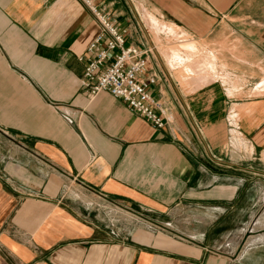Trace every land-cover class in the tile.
Masks as SVG:
<instances>
[{
    "label": "crops",
    "instance_id": "1",
    "mask_svg": "<svg viewBox=\"0 0 264 264\" xmlns=\"http://www.w3.org/2000/svg\"><path fill=\"white\" fill-rule=\"evenodd\" d=\"M89 2L0 0V264L264 259V2ZM99 16L152 49L164 127L82 87ZM148 16L214 55L213 79L185 90Z\"/></svg>",
    "mask_w": 264,
    "mask_h": 264
},
{
    "label": "built area",
    "instance_id": "2",
    "mask_svg": "<svg viewBox=\"0 0 264 264\" xmlns=\"http://www.w3.org/2000/svg\"><path fill=\"white\" fill-rule=\"evenodd\" d=\"M86 2L90 3L89 0ZM99 20L103 31L96 35L87 48L82 87L89 97L108 92L122 98L132 111L154 127H164L168 120L166 111L161 101L155 99L149 91V84H154L157 77L150 75L147 81L143 79L152 49L127 44L125 36L116 25L104 16H99ZM109 61L112 62L107 64Z\"/></svg>",
    "mask_w": 264,
    "mask_h": 264
},
{
    "label": "rangeland",
    "instance_id": "3",
    "mask_svg": "<svg viewBox=\"0 0 264 264\" xmlns=\"http://www.w3.org/2000/svg\"><path fill=\"white\" fill-rule=\"evenodd\" d=\"M152 27V26H151ZM153 28V27H152ZM155 29V28H154ZM176 29V28H175ZM177 30V29H176ZM178 32V31H177ZM160 33V32H159ZM165 33V32H164ZM179 33V32H178ZM167 35H165V41L162 43V45H160V47H158L156 50L158 51V54L163 56V58H165L166 60V64H168L167 61V57H165V50L170 46V47H175L180 49V51H182L184 54L185 52L183 51V45L186 44V42L188 40H193L190 37H187V35H183V34H179V36H173V35H169L167 33H165ZM197 42V41H196ZM198 44V49L195 51L194 53V57L193 60L190 63V67L193 69L192 72L189 73V75L187 74L184 77H180L178 78L177 76H175L182 84L183 88L185 90L190 88L191 85V81H194V88L193 89H197L205 84H207L211 79H213V76L210 75V72L213 73L215 72V67H214V60H215V56L211 55L207 49H205L201 44ZM159 48V50H158ZM161 53V54H160ZM187 55V54H185ZM208 57H211L210 59H208ZM207 59V60H206ZM194 63V64H193ZM169 69L173 72V74L175 75L176 72V68H171L170 66H168ZM168 69V68H167ZM214 70V71H213ZM169 71V70H168ZM201 71V72H200ZM197 73V74H196ZM172 74V73H171ZM199 74V75H198ZM204 75V76H203ZM208 75V76H207ZM198 77V78H197ZM208 77V78H207ZM221 77H223L221 75ZM183 78V79H182ZM203 79V80H202ZM207 79V80H206ZM260 162V161H259ZM259 164V163H258ZM262 169L264 171V160H263V165H262ZM263 185H264V178H263ZM264 203V202H263ZM264 212V211H263ZM264 236V233H263ZM256 260H251L248 261L249 264H255ZM257 264H264V259H257Z\"/></svg>",
    "mask_w": 264,
    "mask_h": 264
},
{
    "label": "bare ground",
    "instance_id": "4",
    "mask_svg": "<svg viewBox=\"0 0 264 264\" xmlns=\"http://www.w3.org/2000/svg\"><path fill=\"white\" fill-rule=\"evenodd\" d=\"M148 17H149V20H147V24L148 25L150 24L153 28H155V30L157 32H165L169 35L179 36V33L177 32V30L171 24H165V23L159 22L156 19V17H153V16H148ZM148 21H149V23H148ZM182 47L184 49L183 51L187 55H185L182 51H180V49L175 48L174 46L173 47L169 46L165 50V53H164L165 57H167V61L169 64L168 66H170L171 68H176L175 76H177L178 78L184 77L187 74L189 75V73L193 71V69L190 67V63L193 60V57H194L193 55H194L195 51L198 49L197 42L194 40H188L186 42V44H184ZM210 58L211 57H208V59H210ZM213 64H214V62H213ZM263 83H264V80H263ZM241 117H242V115H241ZM235 122H237V121H235ZM262 158L264 160V154H263Z\"/></svg>",
    "mask_w": 264,
    "mask_h": 264
}]
</instances>
